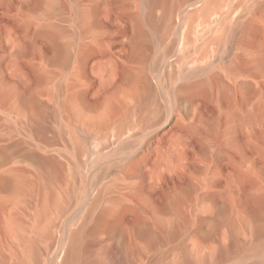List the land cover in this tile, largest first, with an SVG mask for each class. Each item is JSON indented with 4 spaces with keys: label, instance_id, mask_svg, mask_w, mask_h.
<instances>
[{
    "label": "rangeland",
    "instance_id": "374dc122",
    "mask_svg": "<svg viewBox=\"0 0 264 264\" xmlns=\"http://www.w3.org/2000/svg\"><path fill=\"white\" fill-rule=\"evenodd\" d=\"M211 1L0 0V264H264V0Z\"/></svg>",
    "mask_w": 264,
    "mask_h": 264
},
{
    "label": "bare ground",
    "instance_id": "6f19581e",
    "mask_svg": "<svg viewBox=\"0 0 264 264\" xmlns=\"http://www.w3.org/2000/svg\"><path fill=\"white\" fill-rule=\"evenodd\" d=\"M214 2H215V0H212L211 1L212 5L214 4ZM211 6H209L206 9L207 10L210 9ZM169 21H170L169 22V26H170L172 22H171V20H169ZM43 31H44L43 33H46L50 38H53L55 36L54 35V32L55 31L53 29H46V30L44 29ZM81 147L82 146L79 145V148H81ZM37 157L40 158L42 160V163H44L45 166L48 168L47 171L50 174V176H53L54 171H55V160H54V158H52V157H39V156H37ZM1 178H2V180L4 182H7L8 181V177H6V176H1ZM45 186L47 188V185H45ZM48 198H49V195H47V192H46V196L43 199V201L41 203V206H40V214L42 216L45 213L47 214V209H48L47 202H48ZM263 203H264V197H263ZM219 218H220L221 221L224 220V208H222L219 211ZM103 222H104L103 217L102 216L98 217L97 224H101ZM114 225L115 224H112V226H114ZM261 231H262V228L261 227H258L257 230H256V234H255L256 235L255 236L256 238H258V236L260 235L259 233ZM79 232H80V230H76V231H74V233H72L71 238H70V242H69L70 244L68 245V248L66 249L65 253L61 257L60 264H74V261L76 259L75 242H76V239H77V236H78V233ZM154 239H158V236H154ZM29 245H31V244H29ZM234 246H236V247L238 246V250L241 251V252L252 253V254H255V255H264V244H261V243H258V242H254V241L253 242H250V243H242V244H239V243H237L235 241L230 246L229 245L228 246L220 245L218 247V250H217V253H216V259L217 260H220V259H223V258L227 257L229 254H231L233 252ZM176 261L175 262L172 261V263L173 264H210V263H212L211 260H210L209 254H206V253L205 254H202L199 249L196 250L194 253H189L188 251H184L183 256L178 260L177 263H176ZM167 264H169V263H167ZM256 264H258V263H256Z\"/></svg>",
    "mask_w": 264,
    "mask_h": 264
}]
</instances>
